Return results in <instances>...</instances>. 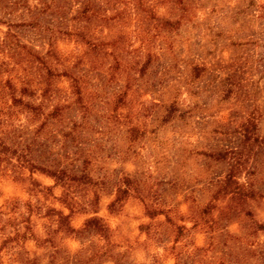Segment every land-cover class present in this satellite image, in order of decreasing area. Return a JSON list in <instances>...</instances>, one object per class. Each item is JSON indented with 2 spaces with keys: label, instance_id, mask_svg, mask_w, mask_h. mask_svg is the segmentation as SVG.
Returning <instances> with one entry per match:
<instances>
[{
  "label": "rangeland",
  "instance_id": "rangeland-1",
  "mask_svg": "<svg viewBox=\"0 0 264 264\" xmlns=\"http://www.w3.org/2000/svg\"><path fill=\"white\" fill-rule=\"evenodd\" d=\"M185 2L190 7L188 20L183 21L176 32L164 33L171 37L170 43L167 42L168 49L164 47L167 44L159 41L149 48L157 56L154 63L159 64L152 66L159 71L162 68L167 70L160 79L157 76L156 82L162 80V85L156 84L146 91L139 98L141 106L131 104L121 109V113H125L140 108V112L144 113L145 108L149 114L141 122H146L149 129L164 113L159 107L160 103L170 100L172 90L179 88L177 107L182 116L157 130V143L146 134L136 144L134 152L128 155L124 153L125 141L121 134L101 137L94 132L103 122L91 120L94 128L78 129L84 135L85 148L94 152L89 172L91 177L107 178L108 186L103 190L93 189L90 185L81 188L82 184L77 182H69L68 189L26 166L14 180L0 176V210L3 213L0 215V226L12 217L14 224L19 222L17 229L20 232L26 225L31 231V235L18 242L16 247L4 245L0 252V264H22L25 257L33 259L35 264H74L75 260L82 264H174V254L169 252L175 235L173 225L182 227L175 252L183 264H264V149H259L262 160L253 164L249 158L243 162L236 168L227 186L229 191L235 183L255 191L253 196L248 197L226 193V155L215 160L199 154L201 151L229 148L233 137L227 129L242 119L251 105L261 113L256 119V134L264 138V0ZM35 4L33 0L26 3L28 7ZM6 7L0 9V15ZM166 7L165 4L159 9L165 18ZM24 8L26 6H19L15 12L7 15L8 20L11 23L21 20ZM41 18L47 17L41 15ZM23 19H27V16H23ZM5 30L6 27L0 25V38ZM17 36L19 43L39 56L47 57V36L39 37L29 29L17 30ZM53 46L61 60L69 54H79L83 49L61 38H56ZM145 53V50L139 51L136 58L143 60ZM65 60L60 65L51 61L57 73L71 66V58ZM108 63L109 60L105 65ZM190 63L200 68L199 77L188 82L192 74ZM87 68L84 63L76 70L84 73ZM19 75L22 77V74ZM226 76L237 81L229 99H226ZM29 77L33 79L30 87L39 89L40 78L35 74V69L31 70ZM118 82L122 84L123 77ZM16 86L19 84L16 83ZM51 87L55 95L51 103L43 108V113L55 103L72 101L66 78H53ZM24 99L37 103L39 97L35 94V97ZM0 101L8 103L5 93ZM151 102L158 105L152 109ZM64 118L61 130L67 131L70 121H80L77 107L66 110ZM38 123H29L21 114L13 115L10 127L20 137L7 140V143L13 140L19 142L20 146L30 143L29 139ZM58 134L44 135L43 131L37 136L30 152L33 161L44 163L47 160L52 167H56L57 163L62 166L63 153H71L73 146L68 142L66 147L60 148L61 138ZM161 151L166 155L164 160L158 156ZM74 163L73 171L80 167V160ZM252 169L257 171L253 175L247 174ZM123 174L135 180L132 185L136 184L140 193L138 196H143L147 204L164 210L169 208L172 212L169 211L167 216L146 214L143 204L133 192L135 190L125 197L120 208L115 206L116 210L109 212L107 204L113 193L110 185ZM45 187L49 188L48 195L44 192ZM29 188L41 192L32 196ZM65 189L81 205L82 211L75 209L68 213L64 204L56 201ZM26 202L31 204L32 211L28 224L20 222L28 212ZM8 203L14 205L11 213H7ZM205 203L209 205L202 209ZM48 206L54 207L61 215H68V224L64 223L66 229L68 225L78 230L87 218L93 215L100 217L107 229V241L98 238L94 232L68 233L63 227L50 235L49 243L42 242L48 238L44 233L45 226L56 227L54 223H49L50 217L44 216ZM11 228L5 226L0 231V244L7 235H11ZM148 230L152 235L146 234ZM127 244L129 247H126ZM105 247L108 248L106 257L89 261L94 252Z\"/></svg>",
  "mask_w": 264,
  "mask_h": 264
},
{
  "label": "trees",
  "instance_id": "trees-1",
  "mask_svg": "<svg viewBox=\"0 0 264 264\" xmlns=\"http://www.w3.org/2000/svg\"><path fill=\"white\" fill-rule=\"evenodd\" d=\"M27 1L7 2V0H0V9L7 6L0 15V25L6 27L3 36L0 38V97L4 93L8 97L7 104L0 101V176L3 175L14 180L20 174L19 171L26 166L27 169L31 168L38 171L53 179L56 184H61L68 189L70 188L69 182H77V184H82L81 188L90 185L93 189L103 190L108 186L107 178L105 176H100L98 179L91 177L89 172L91 171V156L94 155V152L85 148L84 135L78 129L94 128L91 120L96 123L103 122L102 126L94 132L101 137L121 134L125 141L124 153L128 155L129 152H134V147L146 134L149 135V139L157 143V130L173 119L182 116L177 107L179 88L172 90L170 100L160 103L159 107L164 110V113L156 124L149 129L146 127V122H141V119H146L149 114L145 108L143 109L144 113L140 112V108L129 112L125 111V113H121V109L131 104L141 106L142 103L139 98L146 91L152 89L154 85H162V80L156 82L157 76L160 79L167 73V70L162 68L159 71L152 66L159 64L154 63L157 56L149 51V48L156 41H159L164 45L167 44L164 47L168 49L171 37L165 36L164 33L176 32L182 22L188 20L189 4L185 0H33L36 4L28 7ZM165 4L167 7L164 13L167 14V18L159 11ZM19 6H26L24 15L20 16L22 19L18 22L11 23L7 15L15 12ZM41 15H45L47 18H41ZM169 15L171 16L168 17ZM23 16H27V19H23ZM20 29L32 30L39 37L47 36L49 41L47 57L39 56L38 53L23 43H19L17 30ZM56 38L72 41L83 48L79 54L72 53L64 57L65 59L71 58V66L66 67L60 73H57L51 65L52 60L59 65L66 62L65 59L59 58L53 46ZM135 42L136 46H134ZM141 50L146 51L143 60L136 58V54ZM107 60L109 63L105 65ZM172 60L175 59L172 57ZM84 63L88 66L87 71L78 73L76 69H79ZM174 68H176V63ZM198 68L200 67L189 64L192 74H190L188 82L199 77ZM32 69H35V74L40 78L39 89L30 87L33 79L29 77V74ZM19 74H22V77ZM55 77H64L69 81V94L73 96L72 101L55 103L46 113H43V108L51 103V99L55 95V91L51 87ZM121 77H123L122 84L118 82ZM164 79L167 78L164 77ZM16 83L19 84L18 87ZM235 86H237V81L231 76H226V99L233 95ZM35 94L39 97L37 103H31L24 99V97H35ZM151 104L152 109L158 105L153 102ZM72 106L77 107L80 121H70V128L63 131L61 126L65 120L64 113ZM259 112L256 106L251 105L245 116L235 122L233 127L227 129L229 135L233 137V142L229 148L199 153L215 160L221 155H226L228 165L226 193H230L232 196L240 197L243 195L248 197L255 194L252 189L242 188L236 183L230 191L227 186L234 171L243 162L249 158L253 164L262 160L259 149H264V138L256 134V119L261 116ZM15 114L23 115L29 123L39 121L29 139L31 142L22 146L15 140L7 143V140L20 137L16 136L15 129L10 127L12 117ZM43 131L44 135L59 133L60 148L66 147L68 142L72 144V152L63 153L62 166L57 163L56 167H52L49 165L50 161L45 160L44 163H40L33 161L30 157L32 147L36 143L35 140ZM45 138L48 139V137ZM158 156H162L163 160L166 157L163 151L159 152ZM77 160H80V167L73 171L74 162ZM6 166L7 169H5ZM256 171L252 169L247 174L253 175ZM134 181L130 176L123 174L110 185L113 193L112 199L107 204L109 212L115 211V206L120 208L122 201L131 190H135L133 192L137 196L140 194L136 184L132 185ZM34 187H36L35 184ZM219 188L220 185L216 186L215 193ZM28 191L31 192L32 196L41 192V190L34 191L32 188H29ZM44 192L48 195L49 188L45 187ZM69 195L70 193L65 189L61 198L56 199V201L63 203L68 213L75 209L82 211L81 205ZM138 198L143 204L145 213L150 216L157 214L167 216L169 211L172 212V209L169 208V210H164L154 207L151 203L147 204L143 196H138ZM26 203L27 215L23 217V220H20L24 224L25 222L28 224L29 215L32 214L31 204ZM90 203L92 204V202ZM8 205L7 213L13 212L14 205L10 203ZM208 205L209 203H205L202 209ZM1 210L0 215L3 214ZM53 215L55 216L54 219L51 218ZM44 216L48 219L50 217L49 223L56 225V227L46 225L44 228V233L48 238L42 242L49 243L50 235L64 227L68 215H61L54 207L48 206ZM11 218H8L5 225L0 226V231L5 226L12 227L11 235H7L0 244V252L4 245L11 244V247L14 248L18 242L31 235L27 225L20 232L17 229L19 222L14 224ZM67 228L64 227L68 233L94 232L98 238L104 241H107L108 238L105 225L102 224L100 217L95 215L87 218L78 230H73L68 225ZM173 228L175 235L171 241L169 252L174 254L176 260L174 264H183L175 252L182 227L173 225ZM146 234L150 236L152 232L148 230ZM126 247H129V244ZM101 248L89 257V261L106 257L108 248ZM22 264H35V262L33 259L25 257ZM74 264L82 263L75 260Z\"/></svg>",
  "mask_w": 264,
  "mask_h": 264
}]
</instances>
